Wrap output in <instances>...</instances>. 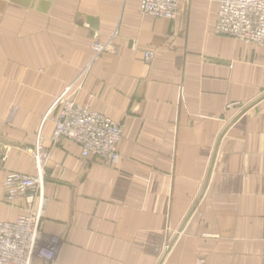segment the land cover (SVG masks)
Here are the masks:
<instances>
[{
	"label": "crops",
	"instance_id": "crops-1",
	"mask_svg": "<svg viewBox=\"0 0 264 264\" xmlns=\"http://www.w3.org/2000/svg\"><path fill=\"white\" fill-rule=\"evenodd\" d=\"M138 7L0 0V220L25 212L3 180L36 174L39 147L49 264H261L264 47L216 34L212 1L174 19ZM64 92L122 124L116 163L51 145Z\"/></svg>",
	"mask_w": 264,
	"mask_h": 264
},
{
	"label": "built area",
	"instance_id": "built-area-1",
	"mask_svg": "<svg viewBox=\"0 0 264 264\" xmlns=\"http://www.w3.org/2000/svg\"><path fill=\"white\" fill-rule=\"evenodd\" d=\"M188 1L139 0L138 10L141 14L173 19L181 4ZM215 1L218 3L215 29L219 34L264 47V0ZM107 44V41L93 39L90 47L94 56L107 51ZM152 55L151 50H146L143 58L149 61ZM55 108L50 138L52 145H57L62 140L78 145L85 164L99 160L111 165L119 160L118 145L123 134L122 124L78 103L65 92L57 99ZM28 150L38 162V172L28 175L10 171L3 180L4 202L14 205L24 197L27 206L25 212L16 219L0 220V264H49L55 255V241L46 239L40 227L44 182L42 161L48 157V151L39 147ZM35 198L39 200L37 204L33 203ZM262 219L260 261L264 264V211Z\"/></svg>",
	"mask_w": 264,
	"mask_h": 264
},
{
	"label": "bare ground",
	"instance_id": "bare-ground-1",
	"mask_svg": "<svg viewBox=\"0 0 264 264\" xmlns=\"http://www.w3.org/2000/svg\"><path fill=\"white\" fill-rule=\"evenodd\" d=\"M207 1H212V2H214L215 4H216V6H217V10H216V20H217V15H218V3H217V1H215V0H207ZM178 13H179V11H178ZM177 13V14H178ZM176 17V16H175ZM165 19H167V18H165ZM174 19V18H173ZM216 20H215V23H216ZM215 23H214V31H215V33L216 34H218V35H222V34H219L217 31H216V29H215ZM234 39V38H233ZM244 43V42H243ZM54 121V120H53ZM54 123V122H53ZM50 138H51V134H50ZM50 142H51V140H50ZM51 145H52V143H51Z\"/></svg>",
	"mask_w": 264,
	"mask_h": 264
}]
</instances>
